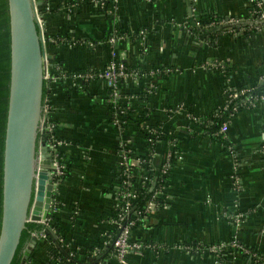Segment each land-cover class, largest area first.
<instances>
[{
	"label": "crops",
	"instance_id": "0c3cea01",
	"mask_svg": "<svg viewBox=\"0 0 264 264\" xmlns=\"http://www.w3.org/2000/svg\"><path fill=\"white\" fill-rule=\"evenodd\" d=\"M39 1L51 73L102 69L112 51L128 66L141 65L146 75L123 86V102L134 115L150 109L152 122L176 140L180 151L162 204L133 230V238L146 246L131 251L126 264H214L204 247L231 237L264 254V26L249 14L253 0H116L112 15L98 10L94 0ZM209 11L244 17V33L199 37L191 19ZM60 34L76 43L55 42ZM111 37L116 38L113 43ZM217 62L225 65L223 71L214 67ZM162 67L171 72H157ZM50 83L57 132L68 143L63 152L69 172L55 192L61 230L52 229L53 237L37 236L29 264H54L48 256L53 238L64 250L79 247L83 264L87 262L81 254L98 239L102 249L89 261L95 264L111 251L103 242L114 229L120 135L103 104L105 84L94 80L77 87L69 78ZM152 83L154 91L144 92ZM227 86L244 88L246 105L230 119L221 141L203 133L187 114H213ZM125 135L134 154L143 156L145 139L138 127L129 122ZM165 151L166 142L158 141L151 175ZM137 177L139 182L142 176ZM237 212L243 214L238 224L224 216ZM183 244L200 250L187 252L180 248ZM228 258L230 264H254L239 254Z\"/></svg>",
	"mask_w": 264,
	"mask_h": 264
},
{
	"label": "water",
	"instance_id": "95a60500",
	"mask_svg": "<svg viewBox=\"0 0 264 264\" xmlns=\"http://www.w3.org/2000/svg\"><path fill=\"white\" fill-rule=\"evenodd\" d=\"M39 4V0H6L9 78L2 157L0 264H20L31 237L27 253L35 246L38 235H54L49 225L33 234L30 224L46 221L56 192L54 167L45 141L36 150L44 73L50 59L38 19ZM53 242L59 246L55 238Z\"/></svg>",
	"mask_w": 264,
	"mask_h": 264
},
{
	"label": "built area",
	"instance_id": "2783aa9c",
	"mask_svg": "<svg viewBox=\"0 0 264 264\" xmlns=\"http://www.w3.org/2000/svg\"><path fill=\"white\" fill-rule=\"evenodd\" d=\"M98 10L106 13L107 15H112L114 12V6L116 0H94ZM109 3L107 4V2ZM256 5L262 9L264 6L263 0H254ZM107 4V5H106ZM255 12L249 9V14L252 16ZM261 20L260 26H264V10L259 11V16L256 17ZM253 18V19H256ZM39 23L42 27V21L40 16L38 15ZM195 24L200 27V24L195 22ZM205 27H214L218 31V33L223 34H241L244 33V17L243 18H234V17H225L219 20L213 21L207 24ZM116 40L115 37H111L109 39L110 43H113ZM45 45V39H44ZM210 66V65H209ZM49 60L46 62V71L44 73V80L48 83L50 81H56L58 79H67V76L64 73H60V75H53L49 69ZM214 67L223 71L225 69V65L222 62H217ZM63 72V71H61ZM157 72L162 74H168L171 72L170 68L162 67L158 68ZM146 75V72L140 73L135 68L128 69L123 65V62H120L116 59L115 51H112V58L108 62V64L102 69H93L90 68L87 73L76 74L73 78L78 80H97L105 84L108 89V95L110 96L109 101L116 106V110L118 114L111 116V124L114 125L120 135V140L118 142V176L116 177V181L114 184L113 193L115 195L116 204L112 211L111 221L114 225L115 232L113 234H109L107 239L103 242V245L110 246V258L109 261L112 264H126L129 253L133 250H142L145 248V243L141 240L133 238V230L139 224H143L144 220L147 218V215L153 211V209L159 207V202L156 198H161L164 195L165 187L159 186L155 188L151 199L148 200L145 204L143 211H139L135 209V203L139 202V196L141 194V188L147 182H151L152 186L155 185L158 178L163 175H169L173 163L181 158L180 151L177 146V142L174 138L168 139L166 141V151L165 158L162 161L161 166L158 168L156 172H154L151 176H149L150 171V160L152 157V153L154 151V146L159 141L158 139V131L154 127H147L146 132L150 133V137L145 138V143L148 145H154L152 149L147 148L146 154L143 156H136L134 153L131 154L132 142L125 135L126 125L122 127L127 121L124 118V115L127 113V109L129 106L118 105V100L123 102V98L121 97V90L118 86L119 80H125L127 83L137 84L142 77ZM126 83V84H127ZM155 89V85L152 83L148 85L146 89H143L144 92L152 93ZM224 101L217 108V113H215L216 117L223 116V120L217 132L214 133L215 136L221 135L223 138L225 135V131L227 130L228 122L230 119L238 113L240 110L244 109L246 105V100L244 99V88H235L227 86L224 89ZM126 104V102H124ZM123 104V103H122ZM172 111V109H170ZM181 110V108L175 109L174 113H177ZM54 110L51 102V94L45 97L43 101L42 107V115L40 119V129L39 131L45 132L47 134L46 138L42 141H45V144L48 148L51 163L54 167L52 181L55 184L54 190L56 191L57 186L61 178L67 172L66 163L61 159L60 153L63 152V149L68 145V143L58 134L56 122L53 117ZM188 119L191 122L200 121L198 117L194 115L187 114ZM160 129V126H159ZM162 132V130L160 129ZM204 133V132H203ZM227 149H231L230 146L225 145ZM174 157V161H171V158ZM141 164H145L146 168H141ZM120 169V170H119ZM144 173V174H143ZM147 174V175H146ZM142 176L137 182V176ZM123 176L121 180L120 177ZM135 177V182L132 183L129 178ZM77 209L74 211V214H77ZM225 217L231 223L238 224L243 214L240 212L232 213V214H224ZM47 221V219H46ZM45 221V222H46ZM234 247L240 250V252L244 256H255V252H252L248 247L239 243L235 238L230 244L225 243H216L204 248L207 252L211 253L214 259V264H221L220 258L221 255L229 256V248ZM181 249L187 252L197 253L200 248L198 246L192 247L189 244H183L180 246ZM102 249L101 244L94 245L89 251L90 258L92 259L94 256L98 255ZM80 252L79 247H71L69 249V256L76 257ZM64 262H60L59 264H63ZM264 263V259H263ZM74 264V263H72ZM95 264H102V262H95Z\"/></svg>",
	"mask_w": 264,
	"mask_h": 264
},
{
	"label": "trees",
	"instance_id": "16d2710c",
	"mask_svg": "<svg viewBox=\"0 0 264 264\" xmlns=\"http://www.w3.org/2000/svg\"><path fill=\"white\" fill-rule=\"evenodd\" d=\"M151 1L155 2L156 0H151ZM108 3H109V1L107 2V4ZM250 9H251V11L255 12L252 15V17L256 18L257 16H259V11L264 10V6L262 9H260L256 5L255 1L253 0L252 4L250 6ZM221 18H225V16L217 15L216 13L209 11V12H203V13L196 15L195 17H193L191 19V22L194 24L193 28L196 32H198L199 37H202V38L209 37L211 39H214L219 34V33H217L219 30H217L214 27H205V26L207 24H209L213 21L219 20ZM195 22L200 24V27H198L195 24ZM54 39H55V42L62 43V44L66 43V42L67 43H76L73 41H69L65 36H62L61 34L58 35L57 37H55ZM123 65H125V67H127L128 69L135 68L140 73L146 72L141 65L128 66L125 63H123ZM90 68L91 67H88L86 69H77L74 71H67V70L59 69L57 71V74L60 75V73H64L67 76V78L72 80V82L75 86L82 87V86H85L88 82L94 81V79L83 81V80H78L76 78L74 79L73 76L76 74L87 73ZM49 69H50V71L51 70L54 71V69L52 67L51 68L49 67ZM61 71H63V72H61ZM8 78H9V49H8L7 6H6V0H0V211H1V185H2V157H3L5 118H6V107H7V96H8ZM126 83L127 82L125 80L124 81L119 80L118 86H119L120 90L123 88V86ZM50 84L51 83H48L46 80H44L43 101H44L45 97L50 95V92L52 90ZM121 95H122L121 97H124V95L122 94V91H121ZM109 98H110V96L108 95L105 99H103V104L105 105V107L107 109L108 119L111 122V116L118 114V111L116 110L115 104H113L109 101ZM118 105L128 107L127 104H125L124 102L119 101V100H118ZM215 113H217V110L209 116H204V117L199 118L200 121L192 122V123L198 125L200 127V129L205 134L214 135V133L218 131V129L221 125V122L223 120V118H222L223 116L216 117ZM124 118L127 122L125 124H123L122 127L127 125L129 122L134 123L138 127L139 131L142 132V134L144 135V139L145 138L147 139L148 137L151 136L150 133L146 132L147 127H154L157 129L159 141L163 140L166 142L168 139H172V137H168L163 133V131L162 132L160 131L159 125L157 123L152 122L151 111L148 108L142 109V111L140 113H138L137 115H134L132 110L130 108H128L127 113L124 115ZM46 136H47V134L45 132H41V131L38 132L37 139H36V150L39 149L41 141L44 140L46 138ZM214 137L218 138V140L221 139V141H223L221 135H218V136L214 135ZM153 146L154 145H148L147 143H145L144 147L141 149V151L145 150L143 152V154H146V152H147L146 149L147 148L152 149ZM133 153H135V149H131V154H133ZM60 156H61V159L66 163V166H67V172L66 173H68L69 172V162L66 161V157H65L66 155L64 152H61ZM174 159L175 158L172 157L171 161H174ZM141 168L145 169L146 165L141 164ZM150 175H151V172H149V176ZM63 177H65V175ZM120 179L122 180L123 176H121ZM129 179L131 180L132 183L135 182V177H132ZM168 181H169V175L166 174V175L159 177L154 186H152L151 182L145 183V185L140 189L141 194L139 196V202L134 204L135 209H137L139 211H143L146 202L151 199V196H152L155 188H157L159 186H162V187L164 186L166 188L168 185ZM55 198L56 197L54 194L53 195L54 201H53V204L51 206L50 212L47 216L46 222L37 223V222L30 221L33 234L42 232L47 225H49L52 229L56 230L57 232H60L61 227H60L59 223L56 221V213L61 208V203L58 199H55ZM156 200L159 202V206H160L162 204V199L156 198ZM114 232H115V229H112L109 234H113ZM31 239H32V237H31ZM31 239H30V241H31ZM30 241L28 242V244L30 243ZM231 241H233V237L229 238L225 242H219V243H225L228 245V244H230ZM94 242L96 244H101L98 239H96ZM28 244H27V246H28ZM58 245L59 246H57L55 244H51V247L48 251L49 259L54 264H59L60 262H64L63 264H72V263L83 264L82 260L79 258V256H80L79 254L76 255V257H70L69 251L64 250L62 248V244H58ZM27 246L24 250V256H23L20 264H29L33 249L29 253H27L26 252ZM191 246L196 247L197 245L191 244ZM207 246L208 245H206L204 248H206ZM92 247L93 246L87 247L84 252L81 251V252H83L81 255H84V260H83L84 262L86 261L87 263H89V261H90V253H89L90 251L89 250ZM62 249L64 251H66V253L68 255H66ZM108 249L111 250V247L108 246ZM248 249H250L252 252H255V256H249V255L244 256L240 252V250H238L237 248H234V247L229 248V253L233 254V255L239 254L243 257H247V259L249 258L250 262H252L254 264H264L263 263L264 254H261L258 251H256L255 249L250 248V247H248ZM109 252H111V251H109ZM108 253H106L103 256L102 261H101L102 264H112V262L109 261V259L107 257V256H109ZM220 261H221V264H230V259L228 258L227 255H224V254L221 255ZM87 263H85V264H87Z\"/></svg>",
	"mask_w": 264,
	"mask_h": 264
},
{
	"label": "rangeland",
	"instance_id": "374dc122",
	"mask_svg": "<svg viewBox=\"0 0 264 264\" xmlns=\"http://www.w3.org/2000/svg\"><path fill=\"white\" fill-rule=\"evenodd\" d=\"M43 29V28H42Z\"/></svg>",
	"mask_w": 264,
	"mask_h": 264
}]
</instances>
